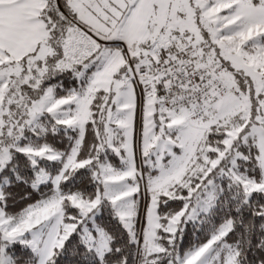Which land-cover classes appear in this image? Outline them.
<instances>
[{
  "label": "snow or ice",
  "instance_id": "1",
  "mask_svg": "<svg viewBox=\"0 0 264 264\" xmlns=\"http://www.w3.org/2000/svg\"><path fill=\"white\" fill-rule=\"evenodd\" d=\"M0 264H264V0H0Z\"/></svg>",
  "mask_w": 264,
  "mask_h": 264
}]
</instances>
